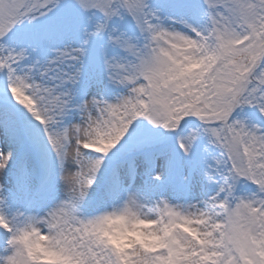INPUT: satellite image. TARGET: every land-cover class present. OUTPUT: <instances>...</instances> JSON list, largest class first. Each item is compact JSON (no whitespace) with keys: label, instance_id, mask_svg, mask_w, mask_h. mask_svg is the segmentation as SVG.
<instances>
[{"label":"snow or ice","instance_id":"obj_1","mask_svg":"<svg viewBox=\"0 0 264 264\" xmlns=\"http://www.w3.org/2000/svg\"><path fill=\"white\" fill-rule=\"evenodd\" d=\"M0 264H264V0H0Z\"/></svg>","mask_w":264,"mask_h":264},{"label":"clouds","instance_id":"obj_2","mask_svg":"<svg viewBox=\"0 0 264 264\" xmlns=\"http://www.w3.org/2000/svg\"><path fill=\"white\" fill-rule=\"evenodd\" d=\"M147 228L148 224L141 220L134 224L132 230L129 231L125 219L123 217H116L106 222L103 231L112 243L116 244L118 247H124L137 241L146 245L153 243L155 237L146 230ZM48 258L52 261L58 259V257L51 253L48 254Z\"/></svg>","mask_w":264,"mask_h":264},{"label":"rangeland","instance_id":"obj_3","mask_svg":"<svg viewBox=\"0 0 264 264\" xmlns=\"http://www.w3.org/2000/svg\"><path fill=\"white\" fill-rule=\"evenodd\" d=\"M159 163H162V161H158V164H159Z\"/></svg>","mask_w":264,"mask_h":264}]
</instances>
